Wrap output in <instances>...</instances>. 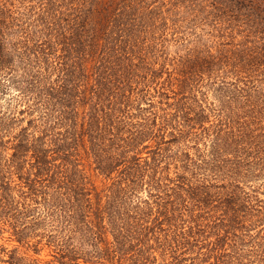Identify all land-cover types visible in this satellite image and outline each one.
Here are the masks:
<instances>
[{
	"label": "trees",
	"instance_id": "trees-1",
	"mask_svg": "<svg viewBox=\"0 0 264 264\" xmlns=\"http://www.w3.org/2000/svg\"><path fill=\"white\" fill-rule=\"evenodd\" d=\"M10 88L0 264H264V0H0Z\"/></svg>",
	"mask_w": 264,
	"mask_h": 264
},
{
	"label": "rangeland",
	"instance_id": "rangeland-1",
	"mask_svg": "<svg viewBox=\"0 0 264 264\" xmlns=\"http://www.w3.org/2000/svg\"><path fill=\"white\" fill-rule=\"evenodd\" d=\"M15 93H16L15 89L10 88V89L4 91V94L0 100V104L3 107V111L6 112V114L9 113V115H14L19 119V120H16V121L14 120V121L10 122V125H9L10 129H9L8 136H7V133L2 135L3 141H6L7 138H8V140H10V141H7L5 143V146L3 145L4 148H3L2 144L0 145V161H2L3 163L5 162V159L7 158L9 153L12 151L11 150V139H12L13 135L16 132H18L19 129H21L23 127H27L29 130L34 129L33 127H30V125L27 122V120L30 119V116L24 114V118L23 119L20 118V116H22V115L19 114L18 110H20L21 107L24 105L15 101V98H13ZM84 161H85V163H84L85 168L89 169L87 166L88 162H86L87 160L85 159ZM90 173H91V171H90ZM90 177H91L92 181L94 182V185L96 186V188L99 189L100 184H101L100 178H95L92 175ZM13 179H14V181H17V179L15 177ZM7 235H8L7 233L2 234L1 239H0V244L5 246V247L10 248L13 245V243L6 240ZM106 237L109 240V236L106 235ZM29 253H31V252H29ZM33 256H36V257L40 258L41 260H46L49 258L48 249L44 248V250H42L38 256L37 255H33Z\"/></svg>",
	"mask_w": 264,
	"mask_h": 264
}]
</instances>
